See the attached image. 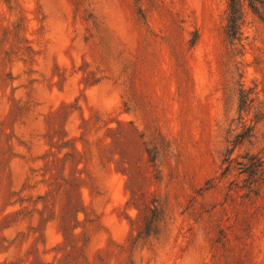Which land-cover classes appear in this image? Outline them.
Masks as SVG:
<instances>
[{
    "label": "rangeland",
    "instance_id": "374dc122",
    "mask_svg": "<svg viewBox=\"0 0 264 264\" xmlns=\"http://www.w3.org/2000/svg\"><path fill=\"white\" fill-rule=\"evenodd\" d=\"M230 0H0V264H264V23Z\"/></svg>",
    "mask_w": 264,
    "mask_h": 264
},
{
    "label": "trees",
    "instance_id": "16d2710c",
    "mask_svg": "<svg viewBox=\"0 0 264 264\" xmlns=\"http://www.w3.org/2000/svg\"><path fill=\"white\" fill-rule=\"evenodd\" d=\"M237 1L239 0H230V9H231V27H236V17L235 13L237 12ZM248 6L251 10L263 21L264 23V0H247Z\"/></svg>",
    "mask_w": 264,
    "mask_h": 264
}]
</instances>
